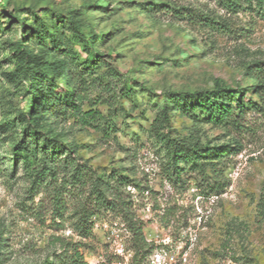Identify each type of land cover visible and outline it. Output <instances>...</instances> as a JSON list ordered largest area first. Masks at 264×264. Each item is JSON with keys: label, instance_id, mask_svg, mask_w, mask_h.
<instances>
[{"label": "rangeland", "instance_id": "1", "mask_svg": "<svg viewBox=\"0 0 264 264\" xmlns=\"http://www.w3.org/2000/svg\"><path fill=\"white\" fill-rule=\"evenodd\" d=\"M260 2L0 0V264H264ZM17 42L64 65L30 84ZM218 89L220 121L191 99ZM27 126L72 146L54 176Z\"/></svg>", "mask_w": 264, "mask_h": 264}, {"label": "trees", "instance_id": "2", "mask_svg": "<svg viewBox=\"0 0 264 264\" xmlns=\"http://www.w3.org/2000/svg\"><path fill=\"white\" fill-rule=\"evenodd\" d=\"M230 2V5L236 6L238 5V0H227ZM261 1L260 3L263 5L264 8V0H258ZM16 22L18 24H22V18L20 16H16ZM73 28L76 29L75 24H73ZM27 31H29L31 33L32 38L37 37V39L42 38L41 37V32L40 30H37L35 28H32L31 26L27 29ZM83 35V34H82ZM91 36L95 37V34H92ZM83 39L82 41L84 42V46L86 45L85 49H89L90 48V40H88L86 38V36H82ZM16 54H17V58L18 61L23 65L22 68L24 69L25 75L28 78V83L33 84V83H37V85H40V80L39 77L40 75H42V77L47 80L49 78V74L47 73L48 71H52L54 69H56L59 66H63L64 62L62 60L56 61L55 63L52 62H45V69L41 72H37L31 69L34 62H36L37 60V56L35 54H33L30 50H28L26 48V43H18L17 42V46H16ZM89 51V50H88ZM96 57H98V55H96L95 57H93V59ZM48 70V71H47ZM262 87H264V85H261ZM39 87V86H38ZM225 90L223 89H218V90H214L212 92H200L197 95L191 96V99H196L197 103H195L194 108H200L203 111H206L209 113V115L211 116V119H215L216 121H220L224 118V116H226L227 112H228V108L229 106L223 102L220 98H218V94H225ZM63 100L69 103H72L71 100V96L70 95H63ZM37 113V112H36ZM35 112L33 114L30 113V117L31 119L34 121L35 117ZM37 131L34 129L33 126L29 127L27 126L23 132H22V141H21V146L16 147L15 150H20L22 151V148H26V145H28V143H32L34 145L35 148H41V153H42V160L40 161V165L42 170L44 171V175L47 176H54L55 173V169L57 167V165H59L58 163H55L57 161H59L61 158L62 154H65L66 151L71 150L72 146H66L62 143H60L59 141L52 139V140H43L41 143L37 142V135H36ZM163 139H165V137L163 136ZM166 145L168 148V154L170 155V158L174 159V160H178L180 158H191V156H194L195 154H197L200 150L198 148L195 147H191L187 144H185L184 142H170L166 140ZM67 160L66 155L64 157H62L61 161L65 162ZM65 168H67L68 166H64ZM81 170H79L78 165H76L73 168V174L74 176L77 177V175H80ZM96 197L98 200H100V202H104L105 198L103 196V194L101 192H96ZM84 215H82V217H84ZM82 219V218H81ZM86 222V221H85ZM83 235L87 236L90 234V232L88 230H83L82 231ZM140 233V231H139ZM145 244V240L144 238L141 236V241H138V244L136 245L137 250L136 251H140L141 249H143V245ZM77 258H75V261H82L79 258L81 257L80 253H76Z\"/></svg>", "mask_w": 264, "mask_h": 264}]
</instances>
